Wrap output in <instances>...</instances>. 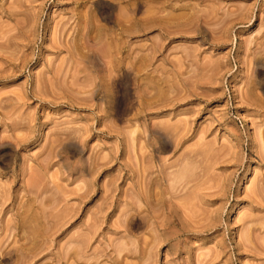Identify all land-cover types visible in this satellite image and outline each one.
Returning a JSON list of instances; mask_svg holds the SVG:
<instances>
[{
    "label": "rangeland",
    "instance_id": "rangeland-1",
    "mask_svg": "<svg viewBox=\"0 0 264 264\" xmlns=\"http://www.w3.org/2000/svg\"><path fill=\"white\" fill-rule=\"evenodd\" d=\"M23 251L264 264V0H0V264Z\"/></svg>",
    "mask_w": 264,
    "mask_h": 264
},
{
    "label": "bare ground",
    "instance_id": "bare-ground-1",
    "mask_svg": "<svg viewBox=\"0 0 264 264\" xmlns=\"http://www.w3.org/2000/svg\"><path fill=\"white\" fill-rule=\"evenodd\" d=\"M31 193V192H30ZM27 212V211H26ZM25 212V213H26ZM24 213V214H25ZM37 227V226H36ZM17 229H19V231H23V229L25 230V225L22 224H19V227H17ZM34 231V230H33ZM30 232V231H29ZM26 234V232H25ZM34 234V233H32ZM21 236V235H20ZM29 240V239H28ZM31 241V239H30ZM25 242V241H23ZM28 242V241H27ZM23 244V243H22ZM28 244V243H27ZM25 245V244H24ZM4 248V247H3ZM25 248V247H24ZM41 248V247H40ZM26 249V248H25ZM29 250V249H28ZM35 250V249H34ZM7 252V251H6ZM4 254V253H3ZM10 254V252L8 253ZM38 252H33V251H28L26 254L24 253L23 251V254L21 255L22 257H20L21 259V262H19V264H28V263H31V261L37 256ZM3 257V256H2ZM7 257V256H6ZM18 264V263H17Z\"/></svg>",
    "mask_w": 264,
    "mask_h": 264
}]
</instances>
